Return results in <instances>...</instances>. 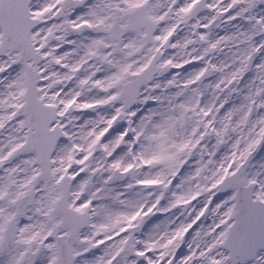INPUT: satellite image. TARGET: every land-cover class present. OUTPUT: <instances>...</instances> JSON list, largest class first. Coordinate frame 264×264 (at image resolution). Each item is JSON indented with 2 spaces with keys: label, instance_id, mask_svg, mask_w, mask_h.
Instances as JSON below:
<instances>
[{
  "label": "snow or ice",
  "instance_id": "obj_1",
  "mask_svg": "<svg viewBox=\"0 0 264 264\" xmlns=\"http://www.w3.org/2000/svg\"><path fill=\"white\" fill-rule=\"evenodd\" d=\"M0 264H264V0H0Z\"/></svg>",
  "mask_w": 264,
  "mask_h": 264
},
{
  "label": "rangeland",
  "instance_id": "obj_2",
  "mask_svg": "<svg viewBox=\"0 0 264 264\" xmlns=\"http://www.w3.org/2000/svg\"><path fill=\"white\" fill-rule=\"evenodd\" d=\"M165 219V218H164ZM158 222V221H157Z\"/></svg>",
  "mask_w": 264,
  "mask_h": 264
}]
</instances>
